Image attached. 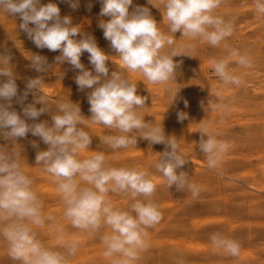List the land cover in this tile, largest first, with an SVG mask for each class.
<instances>
[{
  "label": "clouds",
  "instance_id": "obj_1",
  "mask_svg": "<svg viewBox=\"0 0 264 264\" xmlns=\"http://www.w3.org/2000/svg\"><path fill=\"white\" fill-rule=\"evenodd\" d=\"M69 2L76 7L74 0ZM148 2L160 9L153 0ZM162 3V16L170 35L160 30L147 7L137 6L130 11L133 0H101L100 16L110 19L101 20L98 26L119 57L122 68L130 73H141L150 84L167 86L176 80L179 62L174 61V57L186 55V50H193L197 42L220 46L232 35L233 24L217 14L222 0H162ZM253 6L257 16L264 17V0H254ZM0 11L18 15L22 21L19 28L38 48L59 50L61 55L56 61L67 62L79 70L75 77L78 88L91 89L87 95L91 113L88 119L118 133L107 136L103 143L113 150L136 146L137 137L153 144H165V151L160 153L155 167L167 187L175 185L177 191L188 188L193 196L199 193L198 186L190 183L187 172L177 173L188 161L177 141L166 137L163 127L145 121L139 109L145 106L147 97L137 94V84L122 73L112 71L109 75V55L97 46L93 36L85 34L77 39L81 29L73 25L70 17L61 18L60 8L55 3L0 0ZM30 23L35 27H29ZM177 32L185 40L179 46L174 35ZM224 47L227 49L228 45L224 43ZM84 52L89 54L95 75L81 62ZM233 58L241 67L253 66L249 53L233 49L228 56L214 60L212 68L224 85L239 86L241 77L229 67ZM30 61L37 72L51 68L44 56L32 54ZM0 76L7 77L0 82V136L13 142L29 132L40 137L48 147L38 151L35 160L54 178L64 204V217L73 227L90 234L102 227L110 229L101 237L103 255L114 258L113 264H134L150 247L147 229L162 219L158 204L151 199L157 185L148 171L137 167H111L103 151H93L95 154L81 159L79 153L88 149L92 136L82 127L86 121L79 105L58 102L51 116V126L47 122L29 124L27 119L35 121L48 112L47 97L39 94L35 103L23 107V116L27 119L22 118L12 107L18 87L10 55H0ZM42 83L39 77L31 79L27 88L39 92ZM177 93H173L172 100ZM27 94L25 92L24 96ZM216 95L219 97L220 92ZM36 104L43 106L38 109ZM178 115L181 121L186 118L185 113ZM198 132V147L206 157L208 168L219 167L229 146L213 135L211 124L201 121ZM132 133L138 135H130ZM33 147L38 145L33 142ZM20 157L21 153L0 147V236L7 242L8 254L19 264H71V258L78 252V240L67 241L61 251L45 247L37 238L35 228L43 227L53 217L44 214L43 201L32 178L23 170ZM109 193H128L134 201L130 210L116 207ZM210 242L214 252L231 257L240 254V243L221 233L211 234Z\"/></svg>",
  "mask_w": 264,
  "mask_h": 264
},
{
  "label": "rangeland",
  "instance_id": "obj_2",
  "mask_svg": "<svg viewBox=\"0 0 264 264\" xmlns=\"http://www.w3.org/2000/svg\"><path fill=\"white\" fill-rule=\"evenodd\" d=\"M49 2L57 4L61 18L68 16L73 25L79 26L82 33L77 39L91 35L97 46L109 55V75L116 71L137 84V94L147 97L145 106L139 111L146 122L163 127L165 136L177 141L179 150L188 160L177 173L187 172L190 183L199 188V193L193 196L188 188L177 191L175 185L167 187L166 180L155 167L160 153L165 151L163 143L153 144L137 137L136 146L116 150L103 143L107 136L118 133L88 119L91 113L87 95L91 89L81 91L78 88L75 77L79 70L67 62L58 63L55 58L61 55L59 50L38 48L19 28L22 21L18 15L0 11V55L11 56L18 87L13 109L25 118L23 107L35 103L37 96L42 94L47 97L48 112L35 121L25 119L29 124L47 122L51 126V116L56 112L58 102L78 104L86 121L82 127L92 136L88 149L81 150L79 157L83 159L95 154L93 151H103L109 166L147 170L156 183L151 199L158 204L162 219L147 229L150 247L134 264H264V17L257 16L254 0H222L216 11L225 21L232 22V35L218 47L197 42L193 50H186V55L174 57V61L179 62L176 80L167 86L150 84L141 73H130L121 67L119 57L98 26L101 20L110 19L100 16L101 0H74L76 7H72L69 0H41L42 5ZM153 3L160 9L148 0H133L129 10L147 7L160 30L170 35L162 16V0H153ZM29 27L35 25L30 23ZM174 35L177 46L185 42L180 32ZM224 43L228 45L227 49ZM233 49L249 53L253 60L251 68L239 66L235 58L230 60V69L242 79L239 86L224 85L212 68L214 60L228 56ZM32 54L46 57L51 68L37 72L31 66ZM81 62L95 75L87 52L82 54ZM38 77L43 82L39 92L28 89V82ZM6 80L7 77L0 76V82ZM25 92L28 93L26 97ZM42 106L36 104L38 109ZM179 113H185L186 118L181 121ZM201 121L211 124L213 135L229 146L223 161L215 169L208 168L206 157L198 147ZM33 142L38 147H33ZM0 147L21 153L20 164L33 180L43 201L44 214L53 217L43 227L35 228L41 243L62 251L67 241L76 239L79 248L71 258V264H113L114 258L103 255L101 242L102 235L110 229L102 227L97 233L90 234L73 227L64 217V204L54 178L35 160L37 152L48 147L41 138L30 132L15 142L0 136ZM109 199L126 211L134 202L128 193H109ZM217 232L240 243L238 257L212 250L210 236ZM0 264H19L10 258L7 242L2 236Z\"/></svg>",
  "mask_w": 264,
  "mask_h": 264
},
{
  "label": "bare ground",
  "instance_id": "obj_3",
  "mask_svg": "<svg viewBox=\"0 0 264 264\" xmlns=\"http://www.w3.org/2000/svg\"><path fill=\"white\" fill-rule=\"evenodd\" d=\"M74 102V101H73ZM18 103V102H17Z\"/></svg>",
  "mask_w": 264,
  "mask_h": 264
}]
</instances>
